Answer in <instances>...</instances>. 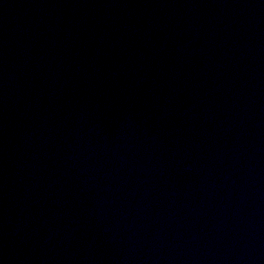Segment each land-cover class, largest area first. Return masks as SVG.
Wrapping results in <instances>:
<instances>
[{"label":"water","instance_id":"water-1","mask_svg":"<svg viewBox=\"0 0 264 264\" xmlns=\"http://www.w3.org/2000/svg\"><path fill=\"white\" fill-rule=\"evenodd\" d=\"M0 264H264V0H0Z\"/></svg>","mask_w":264,"mask_h":264}]
</instances>
